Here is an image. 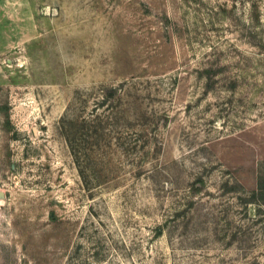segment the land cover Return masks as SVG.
<instances>
[{
	"label": "rangeland",
	"instance_id": "rangeland-1",
	"mask_svg": "<svg viewBox=\"0 0 264 264\" xmlns=\"http://www.w3.org/2000/svg\"><path fill=\"white\" fill-rule=\"evenodd\" d=\"M260 186L264 0H0V264H264Z\"/></svg>",
	"mask_w": 264,
	"mask_h": 264
},
{
	"label": "trees",
	"instance_id": "trees-1",
	"mask_svg": "<svg viewBox=\"0 0 264 264\" xmlns=\"http://www.w3.org/2000/svg\"><path fill=\"white\" fill-rule=\"evenodd\" d=\"M263 188H264L263 186H260V189H262V190H260V191H263V190H264Z\"/></svg>",
	"mask_w": 264,
	"mask_h": 264
},
{
	"label": "water",
	"instance_id": "water-1",
	"mask_svg": "<svg viewBox=\"0 0 264 264\" xmlns=\"http://www.w3.org/2000/svg\"><path fill=\"white\" fill-rule=\"evenodd\" d=\"M36 130V128H34ZM0 196H2V192H0Z\"/></svg>",
	"mask_w": 264,
	"mask_h": 264
}]
</instances>
